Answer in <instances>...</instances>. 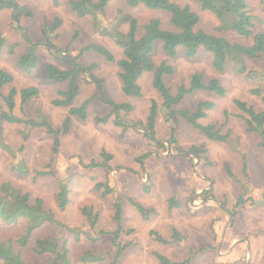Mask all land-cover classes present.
<instances>
[{"label":"rangeland","instance_id":"374dc122","mask_svg":"<svg viewBox=\"0 0 264 264\" xmlns=\"http://www.w3.org/2000/svg\"><path fill=\"white\" fill-rule=\"evenodd\" d=\"M15 1L27 6L33 16L21 19L18 25L14 23L12 10L0 12L3 44L0 72H9L14 77L13 83L0 92V177L28 193L33 202L41 199L44 208L51 211L61 225L46 224L34 233L29 246H18L27 264L53 260L51 255L39 256L33 251L37 238L52 236L66 240L70 264H162L157 254L173 263L192 258L191 264H264L263 136L260 131L247 132L245 122L237 117L240 111L234 103L239 99L257 111H264V91L261 96L253 94L259 86L264 87V73L250 78L235 59L229 61L224 72H219L212 66V55L204 50L194 58H187L184 50L170 57L157 42L152 60L157 66L167 62L174 67V74L165 77L173 94L181 85H189L194 73L202 74L204 82L220 80L228 91L225 97L198 91L175 107L195 112L200 102H213L215 107L200 122L223 127V133H230L228 142H212L180 119L176 138L184 151L177 153L168 141L174 125L166 122L163 99L152 85L153 74L146 73L139 81L142 97L127 96L123 93L120 68L115 62H108L92 52L81 53L88 45L100 44L121 59L122 49L117 41L130 31L127 17L137 19L141 36L145 25L154 18H160L165 29H172L169 14L151 11L143 5L131 7L129 0H114L104 14L97 15V24L92 16L78 17L70 8L71 0H61L59 5L53 0ZM174 1L191 5L199 14L198 29L231 43L252 44L251 39L221 28L220 21L213 14L202 11L195 1ZM248 3L259 17L258 30L264 31V11L257 0H248ZM56 18L63 24L51 35L52 42L64 56L80 55L78 62L83 67L95 66L93 76L101 83L103 95L109 100L132 106L129 113L117 112L132 126L130 129L114 124L113 107L100 101L98 88L87 74L85 77L90 82L81 81L73 106L80 107L93 99L87 109L88 118L83 121L72 116L70 129L64 132L69 108L55 106L53 100L68 84L48 81L46 69L53 65L70 70L71 66L61 55L42 45L37 51L40 62L34 71L26 73L18 67L19 57L27 50L20 28L29 33L32 41L40 43L44 41L43 30ZM12 45L15 47L10 52ZM246 69L264 70V59H247ZM30 87L38 88L40 94L23 105L19 92ZM13 90L18 95L16 108L10 113L5 100ZM152 101L159 108L157 134L167 146L166 151L150 147L143 129ZM97 117H109V121L97 123ZM16 118L20 122L14 121ZM32 122L50 124L59 134L57 154L56 135L50 134L47 127L34 126ZM193 146L205 147L206 152L200 160L192 159L188 153ZM102 152L113 157L109 162L110 171L101 166L104 162ZM149 152L152 154L148 156ZM92 163L97 166H91ZM42 172L52 175H40ZM62 182L67 183L70 190V202L63 210L58 203ZM98 183H107L114 192L103 196L102 191L95 189ZM209 188H212L210 194L204 195ZM174 198L181 205L171 209L169 201ZM240 198L245 203L239 206ZM117 199L122 205L121 226L114 218ZM130 200L150 209L148 220L143 219ZM85 207L99 214L95 230L90 228L82 213ZM24 230L25 223L0 225V235L4 238L16 240ZM174 230L183 236L180 243L164 244L156 240V236H162L171 241Z\"/></svg>","mask_w":264,"mask_h":264},{"label":"trees","instance_id":"16d2710c","mask_svg":"<svg viewBox=\"0 0 264 264\" xmlns=\"http://www.w3.org/2000/svg\"><path fill=\"white\" fill-rule=\"evenodd\" d=\"M55 5H59L61 0H53ZM114 0H71V10L81 18L92 16L95 23L98 24V14H104L109 4ZM202 11L213 14L221 23V28L234 31L238 36L244 39H251V45H242L231 43L223 37H217L207 33L204 30L198 29L200 22L199 14L192 8L191 5H182L174 0H129L131 7L139 5L145 6L151 11L164 12L170 15V23L172 29H165L160 18L151 19L144 27V33L139 35V24L136 18L127 17L125 20L130 23V31L126 35H122L117 41V46L122 49V58L117 59L115 55L105 46L100 44H91L84 47L81 53L92 52L106 59L108 62L116 63L120 68V79L122 82L123 93L127 96L142 97L143 91L139 84L140 79L146 73L153 74L152 85L163 99L162 110L165 111V119L167 123H173L174 127L170 132L168 139L172 149L181 153L184 150L179 147L176 138V129L180 124V119L187 121L195 130L202 132L210 141L217 143H226L229 140L230 133H223L218 124L204 125L200 122L201 119L207 117V113L211 111L215 105L213 102L202 101L199 103L197 110L191 112L189 110H177L175 107L179 105L187 96L198 92L205 91L213 93L219 97H225L228 93L227 89L218 79H211L204 82L203 75L194 73L191 76L189 85H181L176 94H173L165 77L174 74V67L167 62H162L158 66L153 62L152 55L156 50V43L162 44V50L170 57H176L180 50L185 51L187 58H194L201 50L212 55V66L216 71L224 72L231 59L237 60L242 71L247 72V76L253 78L254 75L263 74L264 70H249L246 69V60L258 61L264 59V31L258 30L259 17L251 10L248 0H193ZM260 8L264 11V0H257ZM4 10H12L14 23L18 24L25 17H32L33 12L25 5L18 3L15 0H0V12ZM63 22L60 18L54 19L43 30V42L35 43L31 40L29 33L20 28L22 38L27 44V50L19 57L18 67L26 73L34 71L40 62L37 54L38 49L44 45L47 50L61 55L67 64L71 66L70 70H61L56 66L49 65L46 69V78L48 81L64 84L67 83V88L59 92L58 97L53 100V104L58 107H68L69 117L65 122L64 132L70 129L71 117L76 116L81 120L88 118V106L93 99H88L80 107H74L73 103L79 94L81 81L86 80L85 75H91V82L95 83L98 88L101 102L113 107L112 114L115 115L114 124L122 126L125 130L132 126L128 125L118 114L120 112L129 113L132 106L129 104H115L103 95L101 83L93 76L94 65L83 67L79 64L80 55L77 57L64 56L60 50L56 48L51 40V35H54L62 26ZM98 26V25H97ZM106 31V30H104ZM57 36V35H56ZM2 42L0 41V57L2 52ZM14 45L11 46L10 52H13ZM14 81L12 74L6 71L0 72V92L4 86L11 84ZM89 81V82H90ZM264 91L263 86H259L253 90V94L261 96ZM22 104H26L30 100L38 98L40 91L36 87L24 88L20 92ZM18 92L13 90L5 102L10 113H13L16 108V96ZM263 102L264 98L262 97ZM235 105L240 111L237 117L243 120L247 126L248 133H256L260 131L263 136L261 142L264 147V111H257L254 106L249 105L245 101L236 99ZM159 108L155 101H152L150 111L144 124L143 129L146 132V137L150 147L157 151H166L167 146L158 139L157 134V117ZM228 115V114H226ZM14 121L20 122L17 118ZM97 123H107L109 117L95 118ZM34 126H45L50 134L56 135L55 154L59 147V134L55 133L50 124H37L32 122ZM206 152L204 146H193L188 150L192 153V159H201V155ZM152 153L149 152L148 156ZM101 156L104 162L101 166L110 171L109 162L113 157L107 152H102ZM147 156V155H146ZM144 156L143 159L146 157ZM96 167L97 164H91ZM99 166V165H98ZM23 169V168H20ZM40 175H52L51 172H42ZM95 189L103 192V196H108L114 192V189L107 183H98ZM145 189L148 190V184ZM212 188H209L204 195L210 194ZM70 190L68 184L60 183L58 191V203L60 209H65L69 200ZM130 203L138 210L144 220H148L150 209L140 203L130 200ZM170 208L179 207L181 203L177 199L169 201ZM245 202L240 198L238 205H243ZM115 220L121 226L122 220V205L117 199L114 203ZM82 213L87 218L90 228L95 230L99 214L94 212L92 208H83ZM25 223L23 234L15 239L4 238L0 235V264H27L23 257V253L18 246L25 248L30 245V239L34 233L45 226L46 224H56L61 226L55 220V216L51 211L44 208L41 199L35 202L31 200L28 193L14 187L8 182L2 181L0 177V225H19ZM117 235H115L116 237ZM181 232L174 230L171 241L156 236V240L164 244L180 243L182 239ZM33 251L39 256L51 255L53 260L37 264H70L69 248L65 239L59 236L46 238H37L34 242ZM157 258L162 264H191L192 258L182 263H173L166 257L157 254Z\"/></svg>","mask_w":264,"mask_h":264},{"label":"water","instance_id":"95a60500","mask_svg":"<svg viewBox=\"0 0 264 264\" xmlns=\"http://www.w3.org/2000/svg\"><path fill=\"white\" fill-rule=\"evenodd\" d=\"M118 114V113H117ZM135 131H137V132H139V133H142V132H140V131H138V130H135ZM170 149H171V147L170 146H168V151H170ZM192 156H193V154L192 153H190Z\"/></svg>","mask_w":264,"mask_h":264}]
</instances>
